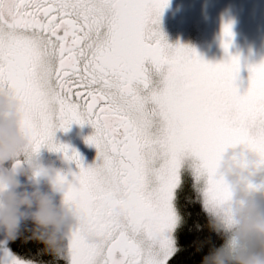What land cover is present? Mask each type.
Returning <instances> with one entry per match:
<instances>
[{
    "label": "snow or ice",
    "instance_id": "snow-or-ice-1",
    "mask_svg": "<svg viewBox=\"0 0 264 264\" xmlns=\"http://www.w3.org/2000/svg\"><path fill=\"white\" fill-rule=\"evenodd\" d=\"M168 4L0 0V95L18 102L33 155L46 148L79 169L53 178L66 186L64 203L76 214L66 264H169L186 223L181 197L206 214L230 199L216 176L227 150L252 154L264 172V62L248 69L240 95L238 58L212 65L194 49L168 43L160 27ZM232 35L225 25V52ZM69 81H83L88 103L78 102L79 92L72 98ZM73 124L94 129L85 140L97 150L92 166L55 140ZM186 176L195 199L184 195ZM10 243L0 238V264H37L19 258Z\"/></svg>",
    "mask_w": 264,
    "mask_h": 264
},
{
    "label": "clouds",
    "instance_id": "clouds-1",
    "mask_svg": "<svg viewBox=\"0 0 264 264\" xmlns=\"http://www.w3.org/2000/svg\"><path fill=\"white\" fill-rule=\"evenodd\" d=\"M157 86L162 77L156 76ZM19 104L10 93L0 95V238L14 242L25 236L42 245L43 255L61 260L66 253L75 211L64 203L65 185L53 178L58 170L30 152L20 131ZM216 176L230 190L222 211L207 214L208 228L222 243L212 247L201 264H264V172L243 149H229L220 158ZM226 213V215H225ZM93 245L102 241L92 239Z\"/></svg>",
    "mask_w": 264,
    "mask_h": 264
},
{
    "label": "rangeland",
    "instance_id": "rangeland-1",
    "mask_svg": "<svg viewBox=\"0 0 264 264\" xmlns=\"http://www.w3.org/2000/svg\"><path fill=\"white\" fill-rule=\"evenodd\" d=\"M225 25L231 26L233 34L227 52L222 46ZM160 27L169 44L194 49L208 64L238 58L240 72L235 83L240 95L249 87L248 69L264 62V0H169ZM207 38L221 47L206 46ZM187 192L192 194L190 187Z\"/></svg>",
    "mask_w": 264,
    "mask_h": 264
},
{
    "label": "trees",
    "instance_id": "trees-1",
    "mask_svg": "<svg viewBox=\"0 0 264 264\" xmlns=\"http://www.w3.org/2000/svg\"><path fill=\"white\" fill-rule=\"evenodd\" d=\"M213 32V29H211ZM203 43L206 46L213 45L220 48L221 45L210 43L207 38ZM184 195L192 196L194 194L187 192L188 187L192 190V183L185 178ZM181 210L186 223L178 231V248L179 251L169 260V264H201L202 258L212 247H218L222 243L220 235L212 232L208 228V216L203 211L200 203H186L183 196L181 197ZM199 225V227H197ZM25 233L21 238L11 242L10 247L14 254L24 260H35L37 264H66L65 260H54L49 255H38L42 251V245L32 240L25 242Z\"/></svg>",
    "mask_w": 264,
    "mask_h": 264
},
{
    "label": "flooded vegetation",
    "instance_id": "flooded-vegetation-1",
    "mask_svg": "<svg viewBox=\"0 0 264 264\" xmlns=\"http://www.w3.org/2000/svg\"><path fill=\"white\" fill-rule=\"evenodd\" d=\"M24 2H29V0H24ZM35 2V0H32ZM31 11V10H29ZM209 39V38H208ZM81 68H83V63L81 64ZM85 74L81 72V77ZM76 80V77H73V81ZM73 81H69L72 90H73V99H76V93L79 92L81 94V99H79L80 104H86L89 102V97L87 95L88 89L84 87L83 81L80 83H74ZM100 88V85H94L93 89ZM94 129L85 125L83 127L73 124L70 127V130L67 132L59 131L55 135V140L59 144L67 146L70 150H74L77 152L82 158V163L84 167L92 166L97 162V150L94 146H89L86 144L85 140L87 137L92 135ZM39 159L45 166L52 167L58 171L63 173H68L71 170L72 173H78L79 169L76 166L63 158L61 153L49 152L46 148H42L39 152ZM68 179L71 180L72 177L68 176Z\"/></svg>",
    "mask_w": 264,
    "mask_h": 264
},
{
    "label": "water",
    "instance_id": "water-1",
    "mask_svg": "<svg viewBox=\"0 0 264 264\" xmlns=\"http://www.w3.org/2000/svg\"><path fill=\"white\" fill-rule=\"evenodd\" d=\"M11 244V243H10Z\"/></svg>",
    "mask_w": 264,
    "mask_h": 264
}]
</instances>
